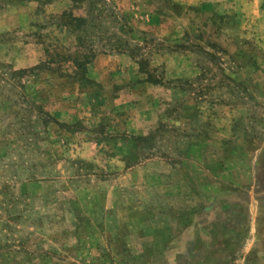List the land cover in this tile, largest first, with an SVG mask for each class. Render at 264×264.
I'll return each mask as SVG.
<instances>
[{"label": "rangeland", "instance_id": "rangeland-1", "mask_svg": "<svg viewBox=\"0 0 264 264\" xmlns=\"http://www.w3.org/2000/svg\"><path fill=\"white\" fill-rule=\"evenodd\" d=\"M0 264H264V0H0Z\"/></svg>", "mask_w": 264, "mask_h": 264}]
</instances>
